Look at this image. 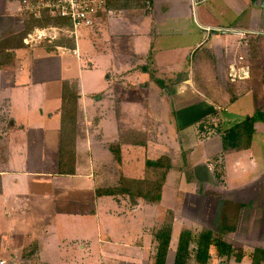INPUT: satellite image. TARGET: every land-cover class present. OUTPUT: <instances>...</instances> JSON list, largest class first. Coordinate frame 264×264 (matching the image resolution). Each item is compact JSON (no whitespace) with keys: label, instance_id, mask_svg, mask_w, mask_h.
<instances>
[{"label":"crops","instance_id":"1","mask_svg":"<svg viewBox=\"0 0 264 264\" xmlns=\"http://www.w3.org/2000/svg\"><path fill=\"white\" fill-rule=\"evenodd\" d=\"M23 30L19 0H0V42L12 39L4 45L8 56L0 66V264H142L146 250L147 264H154L153 232L161 226L154 223L149 206L161 204L163 190L156 203L97 194L99 188L118 185L122 177L140 180L155 172L146 167V161L162 155L150 156L159 138L147 140L139 133L145 121L140 111L141 106L148 107L154 114L161 102H168L162 95L171 89L154 85L160 101L150 106L152 99L147 96L146 100L145 92L149 95L152 86L130 83L151 68L162 72L160 78H174L169 82L175 93L170 106L181 131L197 128L207 117L219 123L220 110L234 104L232 95L250 98L251 114L249 110L241 113L254 117L252 144L222 156V186L228 191L223 198L240 208L232 234L245 240L252 237L253 249H264V0H151L147 10L113 9L93 29L95 39L106 34L114 59L105 67L109 83L102 88L98 71L86 75L79 60L63 57L64 52H78L77 43L75 50L49 51L43 44L18 41ZM169 35H178L183 44L170 46L160 40ZM258 35L262 52L253 58L248 42ZM174 53L180 55L167 58ZM94 57L89 58L91 70ZM66 81L76 82L78 91L70 171L61 165L60 109ZM204 86L207 96H203ZM230 87L233 92L229 93ZM123 104L121 112L118 108ZM130 106L136 110L133 115L127 111ZM196 109L203 116L196 118ZM152 120L159 128L161 120ZM130 126L137 130L123 138V129ZM117 142L120 160L112 151ZM214 145L220 153L221 139ZM135 160L141 163L136 176L124 167L128 164L132 169ZM108 168L117 169V174L113 170L109 180H100ZM167 182L165 191L167 185L177 189ZM148 234L150 246L145 242ZM95 242L98 247L92 245ZM171 244L166 264L174 263L177 244ZM241 262L253 264L249 259Z\"/></svg>","mask_w":264,"mask_h":264},{"label":"rangeland","instance_id":"2","mask_svg":"<svg viewBox=\"0 0 264 264\" xmlns=\"http://www.w3.org/2000/svg\"><path fill=\"white\" fill-rule=\"evenodd\" d=\"M138 2L139 0H121L119 5L123 4L122 7L123 9H131V8H137ZM141 3L143 4L142 7L140 8L147 10V6H148L147 2H144V0H142ZM136 27H137L136 24H133V28L135 29ZM93 29L94 27L81 28L78 31L76 37V43L79 49L78 52H64L63 57L66 58L67 60L76 61L75 63H77V60H79L80 65L84 67V71L86 72V75H89L91 71L92 72L98 71L99 82H100L99 84H101L100 86L102 88L104 85H107V83H109V79H106L107 76L109 75V72L105 70V67L106 65L110 66V63H112L114 59L110 53L111 50L109 49V46H107L106 34L95 39ZM194 35L196 34H193L191 38L193 40L195 39ZM163 39H164L163 43L170 46L172 45L181 46V44H183L181 39L178 37V35H169L166 37V40L164 37L160 40L163 41ZM39 43L40 42H38L37 44ZM43 45L48 47L50 44L44 43ZM260 45L261 43L260 41H258L257 45L254 44L252 46V53L258 55V57L261 56L260 53L262 52V50L260 49ZM92 55L95 56L93 59V66H94L93 70L90 69V65H89V61H90L89 58H91ZM178 55L180 54L178 53L168 54L167 58L169 57V59L172 58L171 60H174L176 56L178 57ZM185 56L186 58H188L189 56L188 53ZM183 57L181 56V60L184 59ZM169 59H167V61H169ZM185 62L186 61L184 60V62L179 63V65L180 64L183 65ZM137 69H139V67ZM137 69L136 71H138ZM151 69L153 70H150V72L148 73H142L141 71L140 75L142 76L140 77L142 78L139 79L136 77L134 78V80L133 79L130 80V83L136 85V83L139 84L141 82L140 84H143V82H147L149 85L152 86L149 95L147 94V91L145 92L146 100H147V96H150L152 99L150 106L152 104L154 105L155 101H160L158 96H156L154 93L153 90L154 85L158 87L162 84H166L164 86L168 85L169 87L167 89L169 90L171 89L170 93L172 94H170L169 92L163 93L162 97L165 99V101L168 102H161L159 108L156 107V109L153 111L154 114L151 112V110H147L148 107L141 106L140 113L143 114L141 118L142 120L145 121L142 130L140 129L139 133L142 136H145L147 140H154V136H157L159 138L160 144L155 151L153 150L150 151L152 154L150 156L157 157L160 154L168 155L171 163V169L165 175L166 176L165 180H168V182H170V185L177 187V189L173 190L171 187L167 185L166 191L165 189H162L163 193H165V196L163 197L164 200L161 202V204H155L149 206L151 208L150 213L154 215L156 220L154 221V223L160 226H162L164 223L167 222H171L172 225L174 223L175 229L173 232V240L171 241L172 242L171 245L177 244L178 236L181 230L192 229V230L200 231L202 229H209L213 231L216 235L223 237V239L226 242L232 244L236 250L239 251L253 250L252 237L249 238L250 240L247 239L245 240L244 237H241V235L239 234L236 233L232 234L233 231L231 230V228L233 226L236 227L237 213L240 210V208L238 204H232V202H230L228 198L226 197L223 198L224 196L223 193L225 190L223 189L222 186L224 181L222 156H221V151L220 153H217L218 147L214 145L217 142V140L220 138V136L216 134L218 128L225 130L229 126L235 123L248 119L249 116L248 115L244 116L243 114L245 110H249L248 113L251 114L252 102L251 100H249L250 98L247 99L240 97L234 98L233 101L234 104L233 106L230 107L229 110H225V109L220 110L219 123L218 122L214 123L212 122L211 117H207L203 122H200V124L197 125V128L191 129V127H188L187 129H184V131H181L182 129H180V126L179 125L177 126L174 122L176 114L175 111L172 110L174 106V104H172L174 103L172 96L175 95V93H173L172 90L173 87H171L169 82L174 80V78L171 77L160 78L162 77L161 76L162 72L158 73L156 69L154 68ZM75 71H77V68H75ZM110 75H111L110 78H112L113 73L110 72ZM199 76L201 77L200 72H199ZM199 79L200 78H197L196 80ZM235 86L236 85H233V87ZM203 88L205 89L203 96H207L208 89H206L205 86ZM171 104H172V108L170 106ZM103 105H105V102L103 103ZM122 106H123L122 109L118 108V110L121 112L125 110V105L123 104ZM127 111L130 113V115H133V112H136V110L131 106ZM241 112H243V114ZM242 115L244 116L245 119H242L243 118ZM103 116H105V112ZM194 116H196L197 118L198 116H203V113H200L199 110L196 109L194 111ZM152 117H154L155 120L157 117L159 121L161 120L159 128L156 127L155 125L156 122H153ZM195 125H192V127ZM202 128L205 130L204 133L202 131ZM128 129L126 130L123 129V134L121 135L123 138L126 139L130 138V133L134 132L132 130H137L132 128L131 126ZM199 130L201 132H199ZM194 131L203 133L202 135L204 136L206 135V137L207 136L209 137L206 139L203 136L202 138L201 134L199 133L195 134ZM129 148L138 149L137 147H133V146H129ZM209 148H211V150L209 151V156H208L207 149ZM263 161H264V156H263ZM133 164L135 165L132 169L129 168L128 164H125L124 167L128 169L126 171L136 176L137 174L136 170H138V167L139 165H141V163L139 160L138 161L135 160ZM113 170L114 173L117 171V169L110 170L109 168L103 170L102 171L103 179H101L100 177V180H105V178L109 180V178L112 177L110 173L111 172L113 173ZM154 173H148V174L151 178L154 176L157 177L156 172ZM108 174H110V176H108ZM116 174L117 173H115V175ZM237 182L233 181L232 183L234 184ZM229 183L232 184L230 181ZM163 186H166V183L163 184ZM201 195L204 196V198ZM219 195L222 197L223 200L221 199V201H219L220 200ZM217 201L220 202L219 203L220 206L218 209L216 206L218 204L216 203ZM171 207H173L174 211L170 209ZM211 208L213 209L214 213H211ZM152 211H154V213H152ZM150 241L151 238L148 234L147 238L145 239L147 246H150ZM92 245L98 247L97 242L93 243ZM92 245H90L91 249L93 247ZM147 253L148 250H146L145 252V256H144L145 261L142 264L144 263L147 264L149 260ZM149 253L151 257V250ZM211 254L212 257L210 264H244V262L241 263L236 262L234 258L229 260V262H227L226 260L219 258L216 255L214 249L211 250ZM103 259L104 261H106V257ZM247 259H248L247 257L244 258L245 261ZM125 261L130 262V260H125Z\"/></svg>","mask_w":264,"mask_h":264},{"label":"trees","instance_id":"3","mask_svg":"<svg viewBox=\"0 0 264 264\" xmlns=\"http://www.w3.org/2000/svg\"><path fill=\"white\" fill-rule=\"evenodd\" d=\"M142 0H139L137 6L142 7ZM151 0H144L149 4ZM121 0H107V8L111 11L122 10L123 4L119 5ZM65 21L59 18L44 16L41 19L31 17L24 18V30L17 35L18 41H23L24 37L36 28L47 26L65 25ZM12 39H6L0 42V66L6 64L5 59L8 54H4V45L11 42ZM260 41L259 35L254 37L250 43L249 56L255 58L258 55L252 53V46L257 45ZM50 44L45 46L49 51L58 47L75 50L76 39L73 36L61 35L59 38L49 42L48 39L43 40L39 44ZM257 47V46H256ZM258 48V47H257ZM256 48V49H257ZM264 82V75H263ZM162 84V83H161ZM165 84L160 85L164 87ZM230 91L233 92L232 87ZM234 99L232 95L231 100ZM78 91L77 83L72 81L64 82L61 106V129H62V150L61 156L62 167L67 170L72 165L74 155L72 154L73 144L76 135V117H77ZM254 117L241 121L225 130L218 128L217 135L220 136L222 143L221 156L226 152L234 150L248 149L252 144L254 134ZM138 144V142H134ZM113 152L118 160H120V144L117 142L113 146ZM146 167L154 169L157 177L150 176L136 180L122 177L120 183L113 187H104L97 189V194L102 195H128L132 200L142 198L146 202L156 203L162 198V189L165 182V175L171 169V163L168 155L162 154L157 159H148ZM64 170V171H66ZM70 171V169H68ZM68 171V173H69ZM67 172V171H66ZM155 175V173H154ZM172 238V223H164L161 227L153 232L155 243V252L153 255L154 264H166L170 243ZM214 249L216 255L229 262L233 259L241 262L244 258H248L253 264H264V249L254 248L253 250H236L235 247L226 242L223 237L216 235L209 229L200 231L192 229L181 230L178 236L177 246L175 249V257L173 264H210L211 250Z\"/></svg>","mask_w":264,"mask_h":264},{"label":"built area","instance_id":"4","mask_svg":"<svg viewBox=\"0 0 264 264\" xmlns=\"http://www.w3.org/2000/svg\"><path fill=\"white\" fill-rule=\"evenodd\" d=\"M111 12L107 8V0H19V13L23 19L49 16L62 19L66 23L34 29L24 37L26 45H35L45 39L51 42L61 34L76 39L81 28L98 25L104 15Z\"/></svg>","mask_w":264,"mask_h":264},{"label":"water","instance_id":"5","mask_svg":"<svg viewBox=\"0 0 264 264\" xmlns=\"http://www.w3.org/2000/svg\"><path fill=\"white\" fill-rule=\"evenodd\" d=\"M212 32H218V30H213Z\"/></svg>","mask_w":264,"mask_h":264}]
</instances>
